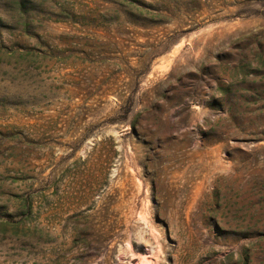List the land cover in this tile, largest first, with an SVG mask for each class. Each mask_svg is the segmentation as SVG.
Instances as JSON below:
<instances>
[{
	"label": "rangeland",
	"instance_id": "obj_1",
	"mask_svg": "<svg viewBox=\"0 0 264 264\" xmlns=\"http://www.w3.org/2000/svg\"><path fill=\"white\" fill-rule=\"evenodd\" d=\"M0 264H264V0H0Z\"/></svg>",
	"mask_w": 264,
	"mask_h": 264
},
{
	"label": "trees",
	"instance_id": "obj_2",
	"mask_svg": "<svg viewBox=\"0 0 264 264\" xmlns=\"http://www.w3.org/2000/svg\"><path fill=\"white\" fill-rule=\"evenodd\" d=\"M132 106H133V104H128L127 107L124 106V105H121L120 107H121V109H123V112H122L123 115H121L120 119H115V122H119V123H129L130 128H131V132H133L134 134L137 135V133L140 134L139 133V130H138V122L136 121V118L130 119L128 117V115H129V113L131 111ZM103 141H105V140L102 139V140H99V141H97V142L94 143L91 151L88 154V157H86L83 160L84 162L89 161L91 158L92 159H96V161L101 158V155L102 154H101L100 151H102L103 148L100 149L98 147H101ZM113 147H114V143L112 142L110 144V148H111L110 151L107 150L108 153H106V155H105L106 158L102 160L103 162H107L109 165L112 163V160H113L114 154H115V153H112L113 152L112 151V148Z\"/></svg>",
	"mask_w": 264,
	"mask_h": 264
}]
</instances>
